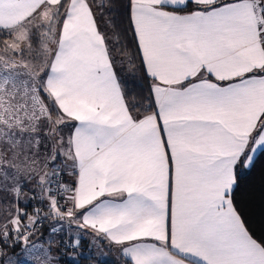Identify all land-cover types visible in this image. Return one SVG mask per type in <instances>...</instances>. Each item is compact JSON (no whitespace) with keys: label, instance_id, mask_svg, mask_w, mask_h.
Masks as SVG:
<instances>
[{"label":"snow or ice","instance_id":"snow-or-ice-1","mask_svg":"<svg viewBox=\"0 0 264 264\" xmlns=\"http://www.w3.org/2000/svg\"><path fill=\"white\" fill-rule=\"evenodd\" d=\"M104 247L264 264V0H0V264Z\"/></svg>","mask_w":264,"mask_h":264},{"label":"trees","instance_id":"trees-1","mask_svg":"<svg viewBox=\"0 0 264 264\" xmlns=\"http://www.w3.org/2000/svg\"><path fill=\"white\" fill-rule=\"evenodd\" d=\"M138 63L139 61L137 60V64ZM120 74L122 79L128 81L127 90L129 91L130 96L135 97L138 102H146V98L148 97V82L145 79L144 73L139 70L131 72L125 64L124 70H122ZM251 213L254 217V224H259V221L261 219V208L259 200L255 201V204L251 209ZM84 244L85 248L83 249V251L89 247L85 242ZM115 261L116 258L111 260L108 259L103 261V264H115ZM81 264H90V262L86 259L81 258Z\"/></svg>","mask_w":264,"mask_h":264},{"label":"rangeland","instance_id":"rangeland-1","mask_svg":"<svg viewBox=\"0 0 264 264\" xmlns=\"http://www.w3.org/2000/svg\"><path fill=\"white\" fill-rule=\"evenodd\" d=\"M103 251L106 253V255L102 258L103 261L108 260V259H110V260L111 259H115V258L110 257L109 254H107L108 252H110L112 250H103ZM89 253H91L93 255H98L99 254V250L97 248H95V247H90L89 246L86 250H84V254L88 255Z\"/></svg>","mask_w":264,"mask_h":264},{"label":"crops","instance_id":"crops-1","mask_svg":"<svg viewBox=\"0 0 264 264\" xmlns=\"http://www.w3.org/2000/svg\"><path fill=\"white\" fill-rule=\"evenodd\" d=\"M84 242L86 243V245L89 246V241L92 239L91 236L85 235L83 237ZM103 250H109L107 247H104ZM112 251L108 252L107 254H109L110 257L112 258H117L118 257V253L116 252V250L113 248L111 249Z\"/></svg>","mask_w":264,"mask_h":264}]
</instances>
